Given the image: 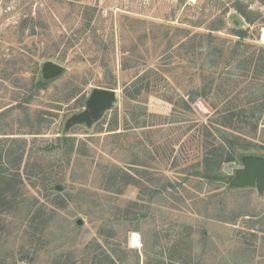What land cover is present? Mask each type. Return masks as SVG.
<instances>
[{"label":"rangeland","instance_id":"374dc122","mask_svg":"<svg viewBox=\"0 0 264 264\" xmlns=\"http://www.w3.org/2000/svg\"><path fill=\"white\" fill-rule=\"evenodd\" d=\"M241 29L264 44V0H0V146L15 175V200L0 207V264H264V194L229 188L239 162L223 164L226 180L198 174L205 148L234 135L205 139L200 128L238 95L219 92L221 54ZM47 61L65 73L37 92ZM95 88L117 90L112 110L66 131ZM203 88L208 97L191 101ZM242 132L264 156V114ZM38 178L61 187L49 194L58 213L39 259L40 243L5 240L26 196L46 201Z\"/></svg>","mask_w":264,"mask_h":264},{"label":"trees","instance_id":"16d2710c","mask_svg":"<svg viewBox=\"0 0 264 264\" xmlns=\"http://www.w3.org/2000/svg\"><path fill=\"white\" fill-rule=\"evenodd\" d=\"M236 8L250 24H255L256 21L251 18V14H253L252 11H248V9H245L241 4L237 5ZM234 35L239 39L232 49V54H221L223 61H225V59L227 61V63H224V69L228 79L226 80V85H223L219 93L222 94L225 86H228L227 89L230 94L234 93V90H236L235 88H237L239 91L238 95L234 96V99L228 101V105H223L222 108L215 104V119H212L209 125L202 124L200 128V132L205 139H207V137H213V132L234 134L232 138L221 135L223 138L221 139V143H218L215 141L216 139H214V143H210L211 148H205V171L198 172V174L210 182L219 181L221 179L226 180L225 177L220 176V170L224 163H241V158L243 156L252 154L257 155L252 152L254 145L248 142L246 138L236 134L244 135L245 133L242 131L249 126L256 131L258 128V121H260L264 114V44L251 45L246 43L245 40L248 38V32L242 29L235 31ZM200 37L201 44L199 50L202 52L200 55H203V50L205 51L207 45L205 44L204 46L202 41L206 42L205 39L207 38L213 40L214 36L213 33H209L208 36L200 34ZM240 46L245 47L246 50L239 52ZM204 67H206V64ZM50 82L51 81L46 82L42 78L36 79L33 83L34 89L37 92L45 89ZM133 86L136 92L133 96L136 97L141 95L143 86L134 83ZM206 90V88H203L195 97L191 96L193 97L191 101L194 102L198 97H208ZM244 94L248 96L242 98ZM125 95L131 97L127 89L125 90ZM237 98L239 99L238 104H234V100L236 101ZM31 101H28L26 104H30ZM240 101H242V104L239 103ZM244 136H246V134ZM1 142L2 141H0V143ZM13 154V151L6 149L5 146H0V207L4 205L5 200L10 199V205L12 204L11 202L15 200L14 196H12L14 192L13 189H15V175L8 170L5 164L6 158ZM38 184H40L43 191L48 194L46 201H41L34 195L31 196V198L25 197L29 203L26 205L27 208L23 209V213L22 208L17 212V217L20 218V224L15 226V234H12L14 229L13 222L6 221L5 223L7 225V232L10 229L5 239L7 240L6 242L15 240L21 245V249L24 248V245L28 242H38L41 244V248L36 250L35 253L37 259L41 257V254L44 253V251L47 250V246H49L47 242L50 236L49 228L51 227V222L55 221L58 213L55 209H50L51 202L54 204L53 201H55V199L51 200L49 194L58 193L55 181H41L38 178ZM23 190L24 195L25 193L31 194L27 189ZM9 226H12V231ZM101 234L102 233H100V235ZM35 256L33 259L36 258ZM96 264L102 263L99 261V263ZM137 264H139V261Z\"/></svg>","mask_w":264,"mask_h":264},{"label":"water","instance_id":"95a60500","mask_svg":"<svg viewBox=\"0 0 264 264\" xmlns=\"http://www.w3.org/2000/svg\"><path fill=\"white\" fill-rule=\"evenodd\" d=\"M65 73V67L47 61L42 66L41 78L46 81H53L60 78ZM117 90L107 88H95L84 111L73 115L66 122V131L77 125L92 127L100 121L103 116L117 102ZM232 174L228 176V186L230 189L256 188L259 194H264V156L245 155L241 158V163L231 168ZM58 190L60 186L56 187Z\"/></svg>","mask_w":264,"mask_h":264},{"label":"bare ground","instance_id":"6f19581e","mask_svg":"<svg viewBox=\"0 0 264 264\" xmlns=\"http://www.w3.org/2000/svg\"><path fill=\"white\" fill-rule=\"evenodd\" d=\"M133 243H134L135 247L140 245L139 237L136 233H134V235H133Z\"/></svg>","mask_w":264,"mask_h":264}]
</instances>
